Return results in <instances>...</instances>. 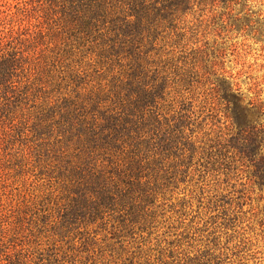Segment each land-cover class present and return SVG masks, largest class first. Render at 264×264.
<instances>
[{
    "label": "trees",
    "instance_id": "1",
    "mask_svg": "<svg viewBox=\"0 0 264 264\" xmlns=\"http://www.w3.org/2000/svg\"><path fill=\"white\" fill-rule=\"evenodd\" d=\"M235 1L41 0L50 45L29 35L19 47L0 42V117L23 126L62 194L43 222L57 252L0 264H60L63 246L81 263L97 229H110V240L146 230L156 197L189 166L256 157L264 105L184 60L187 17ZM200 85L230 110L227 137L202 132L192 94Z\"/></svg>",
    "mask_w": 264,
    "mask_h": 264
},
{
    "label": "rangeland",
    "instance_id": "2",
    "mask_svg": "<svg viewBox=\"0 0 264 264\" xmlns=\"http://www.w3.org/2000/svg\"><path fill=\"white\" fill-rule=\"evenodd\" d=\"M39 2L0 0L4 47H19L28 35L41 49L50 45L49 22ZM185 27L186 62L194 58L215 73L210 82L219 79L220 87L230 86L245 100L264 105V0H236L189 15ZM204 89L200 85L192 92L194 112L205 123L202 132L212 140L227 137L233 128L230 110L224 112ZM263 125L259 119L255 126ZM27 134L0 117L1 263L17 255L37 261L57 252L43 222L55 216L62 194L46 162L31 153ZM252 160L189 166L156 197L146 230L110 240V229L100 228L94 252L82 255L81 263L61 254L66 246L55 259L60 264H264V139Z\"/></svg>",
    "mask_w": 264,
    "mask_h": 264
}]
</instances>
